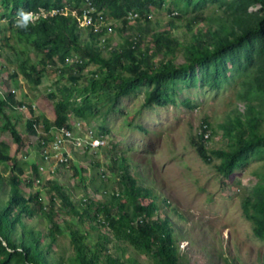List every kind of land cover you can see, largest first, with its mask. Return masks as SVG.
<instances>
[{
    "label": "rangeland",
    "instance_id": "374dc122",
    "mask_svg": "<svg viewBox=\"0 0 264 264\" xmlns=\"http://www.w3.org/2000/svg\"><path fill=\"white\" fill-rule=\"evenodd\" d=\"M221 4H209L202 11L190 8L188 12L181 13L174 1L168 0L160 10L152 8L154 16L149 30L143 35L145 40L141 50L152 48L154 33L169 29V21L174 20L171 11L175 12L174 15L179 12L183 17L174 20L172 29L174 37L183 44L189 41L193 30L217 29L222 20H227ZM10 9H2V14H8ZM9 22L2 25L0 34V93L8 95L14 91L19 104L17 109L11 108L0 114V144L8 147V150L0 147V210L11 197L9 179L12 175L19 177L20 189L27 197L30 194L36 196L40 191L44 206L47 209L53 206L56 222L63 227V232H57L53 242L49 235L50 223L40 211L34 210L36 215L24 217L23 222L35 233L39 245L51 260L50 264H71L74 249L66 231L71 219L59 200L52 205L53 192H50L48 182L63 186L77 206L85 200L115 208L110 195L122 190L123 169L120 163L123 159L137 184L150 193L148 198L142 197L140 201L148 205L156 198L160 210L155 218H168L175 226L181 255L189 264H264V241L254 236L252 224L243 212L244 200L264 176V150L251 155L243 167L225 179L216 169L221 161L214 158L211 164L205 163L194 147V141L202 133V128H206L207 122L210 126L205 135L208 150H231L232 141L225 137L223 126L246 109L247 101L241 96L248 89L250 74L254 71L251 65L246 66L243 60L241 63L228 60L225 68L219 69L224 74L220 76L218 89L209 86L212 74L217 71L197 68L195 83H178L171 94L175 103L167 107L145 106V98L151 88H141L134 95L121 99L112 109H109L108 101H103L98 106L99 115L89 123L71 118V125L80 121L85 128H93L98 136L104 138V146L84 154L72 149L69 170H60L54 177L48 173L37 176L33 174L32 165L38 167L41 149L36 134L27 129V122L33 117L31 108L36 115L46 117L53 124L56 119L55 102L50 93L71 80H59V70L50 66L42 75L40 85L27 84L19 74L20 65L27 58L30 64L39 63L41 56L31 41L18 36L10 28ZM136 24L132 25V30L116 23L110 44L105 45V49L101 45L103 55L109 56V45L118 47L127 37L137 38ZM80 41L88 42V35L83 31ZM77 55L70 58L75 60ZM160 58L173 60L178 65L185 63L180 50L172 55L161 54L156 61ZM69 66L75 68L76 64L70 62ZM96 71L97 66L89 65L78 84H83ZM254 104L264 114V102L258 100ZM7 119L16 126L21 144H16L10 131L4 129ZM37 180H40L39 184ZM27 183L33 184V188ZM36 208L39 209V205ZM83 228L90 233V246L110 235L112 244L108 251L110 249L114 256L122 260L136 259L142 264L153 263L149 255L114 240L106 228L91 230L88 222ZM23 232V227L18 225L14 239L17 240Z\"/></svg>",
    "mask_w": 264,
    "mask_h": 264
},
{
    "label": "trees",
    "instance_id": "16d2710c",
    "mask_svg": "<svg viewBox=\"0 0 264 264\" xmlns=\"http://www.w3.org/2000/svg\"><path fill=\"white\" fill-rule=\"evenodd\" d=\"M75 1L78 5L83 2ZM173 1L181 13L188 12L190 8L202 11L209 4L222 3L227 20H222L223 23L217 29L209 27L193 30L189 41L183 44L172 33L174 20L183 17L179 12L174 15L175 12L171 11L174 20L169 21V29L154 33L152 48L141 50L145 40L143 35L149 30L152 20L150 11L152 8L160 10L168 0H93L95 23L107 21L109 17L132 30V25L137 23L134 28L138 32L137 38L127 37L123 44L112 47L109 56L105 57L104 50L99 46L103 35L95 32V26L82 29L74 16L42 19L36 24L30 23L26 29L15 26V16L20 9L37 13L43 9L59 8L63 6L64 0H0V19H9L10 28L18 36L31 41L36 53L41 56L39 63L30 64L29 58L21 63L19 74L23 80L30 85H40L42 75L50 66L59 70V80H71L50 93V98L55 102L56 119L53 124L46 117L36 115L31 108L33 117L27 122L30 133L36 134L35 125L47 132L54 126L70 129L71 118L89 123L99 115L98 106L103 101H108L109 109H112L121 99L134 95L141 88H151L145 98L146 107H167L175 103L171 94L178 83H195L197 68L204 71L213 68L217 71L212 74V82L208 85L218 89V81L224 74L219 69L225 68L228 60L234 63L243 60L254 71L250 74L248 89L241 96L247 101L246 109L223 126L225 137L232 141L231 150H208L205 135L210 126L207 122L206 128H202V133L194 141V147L205 163L211 164L214 158L221 161L216 169L225 179L243 167L251 155L264 150V114L254 104L258 100L264 102V0ZM4 8H11L10 12L2 14ZM251 8L257 10L250 11ZM131 13L138 14V17L130 20ZM1 30L0 34L3 32ZM81 31L88 35L85 44L80 41ZM103 32H107L110 41L108 29L104 28ZM178 50L182 51L185 63L178 65L164 58L156 61L161 54L172 55ZM75 54L79 58L78 62H74L76 67L72 68L68 61ZM91 64L97 66V71L79 85L82 74ZM18 104L16 93L0 94V114L11 108L17 109ZM4 129L10 131L16 144H21V136L10 119H7ZM0 147L8 150L3 144ZM32 167L33 174L39 176L37 165L33 164ZM120 168L123 169L120 181L122 190L110 195L115 208L106 203L84 200L81 206H77L63 186L54 181L48 182L50 192H53L52 205L59 200L71 219L66 230L74 249L71 264H142L136 259L122 260L114 256L110 249L108 251V246L112 244L110 235L103 236V239L90 246V233L83 228L86 222L89 229L106 228L114 240L127 243L138 252L149 255L153 259L151 264H189L181 255L175 226L168 218H155L160 210L157 199L144 205L140 200L142 197L148 198L150 193L137 184L124 159ZM19 171L22 173V170ZM76 171L79 173L77 167ZM9 183L11 197L0 210V264H50V258L39 245L33 230L25 226L23 218L34 217V210L40 211L41 216L50 223L49 235L54 242L57 232L61 233L64 229L56 222L57 214L53 206L49 209L44 206L40 191L36 196L30 194L27 197L20 189L18 176L12 175ZM27 185L33 188V184ZM164 204L167 205L168 201L165 200ZM36 205H39V209ZM243 212L252 224L254 236L264 241V176L244 200ZM18 225L23 227L24 232L15 240L13 235Z\"/></svg>",
    "mask_w": 264,
    "mask_h": 264
},
{
    "label": "built area",
    "instance_id": "2783aa9c",
    "mask_svg": "<svg viewBox=\"0 0 264 264\" xmlns=\"http://www.w3.org/2000/svg\"><path fill=\"white\" fill-rule=\"evenodd\" d=\"M34 13V12H33ZM93 13H95V7L91 0H85L83 6L80 9L72 8L71 4H67L61 9L53 10H40L35 13L36 17L34 21L42 19H48L57 15L68 16L72 15L76 17L79 24L84 26H95L96 31L101 28L100 24L95 23ZM138 17V14L131 13L129 19L133 20ZM150 17H153L151 11ZM3 21L0 20V25ZM112 33V29L108 30ZM15 93L14 91H12ZM81 102L80 99L77 100ZM25 108V107H24ZM36 137L40 142L41 151L38 161V172L41 174H47L50 177L57 175L59 170H69V161L71 160V150L81 151V153H91L92 151L104 146V138L98 136L93 128H85L84 125L77 121L72 127H52L49 132L42 131V128L35 125ZM40 183V180H37ZM85 201V200H84Z\"/></svg>",
    "mask_w": 264,
    "mask_h": 264
},
{
    "label": "clouds",
    "instance_id": "9594fccd",
    "mask_svg": "<svg viewBox=\"0 0 264 264\" xmlns=\"http://www.w3.org/2000/svg\"><path fill=\"white\" fill-rule=\"evenodd\" d=\"M91 2L94 3L93 0H91ZM83 3H85V0H83V2L80 5H78L75 0H64L63 6H61L59 8H54V9H56V10L61 9V8L65 7L67 4H71L72 5V8L80 9L83 6ZM49 10H53V9H49ZM151 11H150V14H151ZM58 16H63V15H57V16H54V17H50L48 19H52V18H55V17H58ZM69 16H72V15H68L67 17H69ZM35 17H36V14L35 13H33V12H26L25 10L20 9L17 12V16H15V20H16V25L15 26L18 27V28L26 29L30 23L31 24H36L38 22L37 20L34 21ZM0 20L3 21L1 23V25H0V30H1L2 29V25L5 24V23H7V22H9V19L3 18V19H0ZM108 23H110V25H108ZM97 24H100V23H97ZM115 24L116 23H114L113 20L112 19L110 20V18L108 17L107 21H104L103 23L100 24L101 25V28H99L98 31H96V28L94 27L95 32L100 33L101 35H103L102 36V39L100 41L99 46H101V45L104 46V49L106 48L105 45L110 44V41L108 40L109 38H108L107 32H103V29L104 28H107L109 30V27H110L112 29V33H114ZM87 27H91V26H84V27L81 26L82 29H86ZM108 33H109V31H108ZM112 47H115V46H110L109 45V49H111ZM78 58H79V56L77 55L75 57V60H73V59L70 58L68 62L69 63L70 62L71 63L78 62Z\"/></svg>",
    "mask_w": 264,
    "mask_h": 264
}]
</instances>
